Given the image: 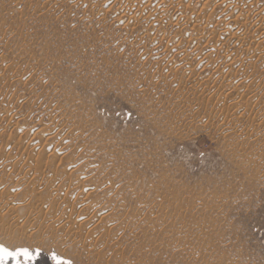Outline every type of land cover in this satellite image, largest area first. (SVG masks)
I'll list each match as a JSON object with an SVG mask.
<instances>
[{"label":"rangeland","instance_id":"1","mask_svg":"<svg viewBox=\"0 0 264 264\" xmlns=\"http://www.w3.org/2000/svg\"><path fill=\"white\" fill-rule=\"evenodd\" d=\"M0 245L264 264V0H0Z\"/></svg>","mask_w":264,"mask_h":264},{"label":"water","instance_id":"2","mask_svg":"<svg viewBox=\"0 0 264 264\" xmlns=\"http://www.w3.org/2000/svg\"><path fill=\"white\" fill-rule=\"evenodd\" d=\"M20 249H22V248H19V249L15 250V251L10 250V249L9 250L12 251L13 253H15V252H17ZM40 254H41V251L40 250H35L34 251V258L31 261H29L28 258L27 257H24V256H22L23 257V261H22L20 256L13 255V256L7 257L3 261H0V264H24V262H26V263L35 262V260L39 257ZM52 256L54 257V259H55V261L57 263L68 262V260L64 259L61 256H58L57 254H53Z\"/></svg>","mask_w":264,"mask_h":264},{"label":"snow or ice","instance_id":"3","mask_svg":"<svg viewBox=\"0 0 264 264\" xmlns=\"http://www.w3.org/2000/svg\"><path fill=\"white\" fill-rule=\"evenodd\" d=\"M13 255L27 257L29 261H31L34 258V253H32L27 248H22L18 250L17 252L13 253L8 248L4 247L3 245H0V261H3L7 257L13 256Z\"/></svg>","mask_w":264,"mask_h":264},{"label":"bare ground","instance_id":"4","mask_svg":"<svg viewBox=\"0 0 264 264\" xmlns=\"http://www.w3.org/2000/svg\"><path fill=\"white\" fill-rule=\"evenodd\" d=\"M197 93H198V94H202V91H198Z\"/></svg>","mask_w":264,"mask_h":264}]
</instances>
